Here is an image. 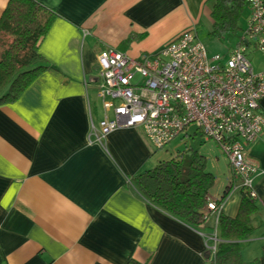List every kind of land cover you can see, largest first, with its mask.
I'll return each mask as SVG.
<instances>
[{"label":"crops","instance_id":"1","mask_svg":"<svg viewBox=\"0 0 264 264\" xmlns=\"http://www.w3.org/2000/svg\"><path fill=\"white\" fill-rule=\"evenodd\" d=\"M7 1L0 0V16ZM34 1L56 19L38 48L49 69L16 101L0 104V264H207L209 232L172 218L131 187L164 161L142 131L117 130L100 143L90 132L101 119L97 57L115 50L139 61L185 32L197 35L202 21L210 27L213 1ZM204 46L209 55L227 53L215 41ZM195 135L186 129L176 139ZM215 151L208 197L221 200L226 191L221 214L233 219L239 181ZM245 158L255 171L257 212L241 260L264 264V132Z\"/></svg>","mask_w":264,"mask_h":264},{"label":"built area","instance_id":"2","mask_svg":"<svg viewBox=\"0 0 264 264\" xmlns=\"http://www.w3.org/2000/svg\"><path fill=\"white\" fill-rule=\"evenodd\" d=\"M247 3L244 45L225 55H209L193 30L139 61L115 50L99 55L95 96L101 119L99 131L91 126L90 132L95 142L117 130L139 129L153 150L162 151L194 126L222 149L239 189L255 200V171L245 150L264 132V74H253L246 54L248 49L264 54V7L261 0ZM221 204L222 199H207L205 222L198 227L211 219L213 231L205 238L211 257Z\"/></svg>","mask_w":264,"mask_h":264},{"label":"trees","instance_id":"3","mask_svg":"<svg viewBox=\"0 0 264 264\" xmlns=\"http://www.w3.org/2000/svg\"><path fill=\"white\" fill-rule=\"evenodd\" d=\"M212 1L211 24L206 35L209 42L215 41L224 47L234 45V49L244 45L241 17L248 11V23L251 14L247 0ZM261 4L264 7V0ZM55 19L53 12L34 0L7 1L0 16V104L16 101L40 73L49 69L38 48ZM213 183L214 177L205 171L204 157L189 149L187 155L164 160L153 170L135 177L131 187L145 202L198 229L205 222L204 211ZM226 194L225 191L222 201ZM256 212L254 200L241 190L236 216L230 219L220 214L218 217L217 245L212 257L207 252V264H243L241 252L255 232ZM211 225L209 218L203 227V231L209 232L207 237L213 231ZM126 264L141 263L130 260Z\"/></svg>","mask_w":264,"mask_h":264},{"label":"rangeland","instance_id":"4","mask_svg":"<svg viewBox=\"0 0 264 264\" xmlns=\"http://www.w3.org/2000/svg\"><path fill=\"white\" fill-rule=\"evenodd\" d=\"M248 16H249V12L245 11L241 17V27L244 30L247 28ZM209 28L210 27L207 26L203 21L196 28L198 39L204 45H206V43L209 42V40L206 37ZM225 48L227 49V51H230L234 49V45H225ZM246 57L250 62L253 74L255 75L264 74V54L248 49ZM194 129L196 130L194 126H190L188 128L189 131L196 132V135L193 136L192 139H186V138L175 139L162 151H157L156 155L159 156L160 158L163 157V160L169 161L175 158L176 156L187 155L190 146L192 148L199 149L198 151L199 155L204 157L205 159V171L206 172L209 171L211 173L214 167L217 166V164L215 163L216 162L215 157L213 158V155L216 154L215 150H218L217 153L221 155H224V153L222 149L218 147L214 142L206 139V137H204L200 133V131L197 130L195 131ZM218 164L220 165V163Z\"/></svg>","mask_w":264,"mask_h":264}]
</instances>
